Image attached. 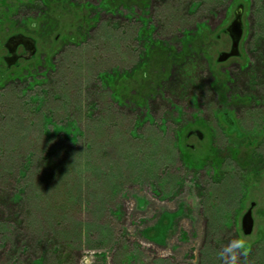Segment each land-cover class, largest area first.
I'll list each match as a JSON object with an SVG mask.
<instances>
[{
  "label": "rangeland",
  "instance_id": "374dc122",
  "mask_svg": "<svg viewBox=\"0 0 264 264\" xmlns=\"http://www.w3.org/2000/svg\"><path fill=\"white\" fill-rule=\"evenodd\" d=\"M6 2L0 264H233L237 239L234 264H264V0ZM195 31L210 42L188 57ZM16 34L36 50L7 67Z\"/></svg>",
  "mask_w": 264,
  "mask_h": 264
},
{
  "label": "water",
  "instance_id": "95a60500",
  "mask_svg": "<svg viewBox=\"0 0 264 264\" xmlns=\"http://www.w3.org/2000/svg\"><path fill=\"white\" fill-rule=\"evenodd\" d=\"M242 5L237 6L234 11V17L228 24L225 32L228 34L231 44L227 52H222L218 56V61L223 62L232 56L238 54V44L242 36ZM22 46L26 52V55L23 56V59H30L35 53V42L31 37L25 36L23 34H16L9 36L3 47L6 49L8 55L4 57V61L7 67L14 65L18 59L16 54V49L18 46ZM198 138H202V134L199 131L194 132ZM255 205V202L250 203V207L244 212L240 220L241 231L244 235H248L252 232L254 221L251 214V208Z\"/></svg>",
  "mask_w": 264,
  "mask_h": 264
},
{
  "label": "trees",
  "instance_id": "16d2710c",
  "mask_svg": "<svg viewBox=\"0 0 264 264\" xmlns=\"http://www.w3.org/2000/svg\"><path fill=\"white\" fill-rule=\"evenodd\" d=\"M64 1H66V0H64ZM63 0H62V3L64 2ZM44 5H47V3H44ZM4 7H6V10H4V8L2 9V10H0V25L1 26H3V24H5V25H9V29H14V27L15 26H17V24H15L14 22H12V24H10L9 22H8V24L5 22L6 20H8V18L5 20V21H3V18H1V16L3 15V16H6L7 15V13H8V11L7 10H9L10 9V6L8 5V3L6 2V5H4ZM2 8V7H1ZM55 11H57V10H54V12ZM19 13V11L18 10H16L15 11V15H17ZM40 13V12H39ZM60 13L58 12V15H59ZM11 15V14H10ZM37 19V18H36ZM44 21H42V23H43ZM24 24H23V26H21L22 27V29L24 28V30H26V31H29L30 29H32L33 27H34V25H35V22H31V23H27L26 21H24L23 22ZM53 25V24H52ZM20 27V26H19ZM18 26H17V28H19ZM16 28V27H15ZM19 30V29H18ZM54 31V29L51 27V26H49V28H46V29H44V30H42V32L40 33V34H37V38H41L42 36H43V34H47V33H52ZM19 33H21V32H19ZM149 36H151V30H149ZM205 37L206 36H203V35H200V33H198V31H195V32H192V34H191V36H186V39H187V45H190V48L189 49H187V51H188V57L191 55V54H198V52H199V50H200V52H203V51H201L202 50V45L203 46H205V44L206 43H209L210 41H207L208 39H206V40H203V38L205 39ZM43 38V37H42ZM207 38V37H206ZM36 38H34V40H35ZM151 39L152 40H154V38H152L151 37ZM151 39H149V43L147 44V45H145V46H148V48L151 46V45H153V42H155V41H152ZM185 39V40H186ZM37 40V39H36ZM35 40V41H36ZM207 41V42H206ZM202 44L201 46L199 45V44ZM150 45V46H149ZM195 51H196V53H195ZM194 57V56H193ZM32 58V57H31ZM98 75V74H97ZM98 77V79L102 82V81H104V79H105V75L103 76L104 77V79H100V78H102L101 77V75H98L97 76ZM34 81V80H33ZM35 82H37V81H34L33 82V84H38V83H35ZM187 84H189V82L187 83ZM29 85V84H28ZM32 86V85H31ZM23 91V90H22ZM224 94L222 93V91L221 92H219L218 91V96H219V103L220 102H222L223 100H224V96H223ZM41 97L39 98V102H41ZM39 102H34V104L35 105H37ZM130 102H132V101H130ZM126 103V102H125ZM136 107H137V105H136ZM2 109V108H1ZM0 109V110H1ZM29 111V113L31 114L32 113V111H30V110H28ZM33 111H35V110H33ZM36 112V111H35ZM45 117V116H44ZM48 115L46 116V119H48ZM42 133L45 135V136H48V132L46 131V129L44 128V127H42ZM54 131V130H53ZM56 132L55 133H59V131H61L60 129H58V128H56V130H55ZM46 132V133H45ZM63 132L64 133H67V129H64L63 130ZM188 135H190V134H188ZM67 139H70V138H67ZM177 139L176 138H174V142L176 141ZM70 142H71V140H70ZM72 143V142H71ZM49 154H48V156H47V154L45 155H41L40 156V158L41 159H45V160H48V158H49ZM35 160V157L33 156V154H30L27 158H26V160H25V165H23V167H22V170H20V173H21V175H25V171H27L28 170V167L30 166V164L32 163V161H34ZM88 163V162H87ZM97 178V177H96ZM44 180H43V182L44 181H46L45 179H46V177L45 178H43ZM49 179H51L52 180V178H49ZM42 182V183H43ZM81 184V183H80ZM23 191V190H22ZM21 191V192H22ZM18 197H19V201L21 200V198H20V196L18 195ZM27 198H29V197H27ZM18 201V202H19ZM50 210V209H49ZM144 230H146V228L144 229ZM35 264H41V262H36Z\"/></svg>",
  "mask_w": 264,
  "mask_h": 264
},
{
  "label": "clouds",
  "instance_id": "9594fccd",
  "mask_svg": "<svg viewBox=\"0 0 264 264\" xmlns=\"http://www.w3.org/2000/svg\"><path fill=\"white\" fill-rule=\"evenodd\" d=\"M243 243H244L243 240L237 239V240L233 241V242L229 245V247H228V251H229V252H232V261H233V264H234L235 259H236V255H235L234 250H235V249H239V248H241L242 245H243Z\"/></svg>",
  "mask_w": 264,
  "mask_h": 264
},
{
  "label": "flooded vegetation",
  "instance_id": "af4514ba",
  "mask_svg": "<svg viewBox=\"0 0 264 264\" xmlns=\"http://www.w3.org/2000/svg\"><path fill=\"white\" fill-rule=\"evenodd\" d=\"M19 47H21V48L23 49V51H24V55H26V52H25L24 48L20 45V46L17 47V49H18ZM17 49H16V54L18 55V59H17V61H18L20 58H23L24 55L18 54V53H17ZM17 61H16V63H17ZM251 202H255V201H251ZM251 202H250V203H251ZM255 205H256V202H255ZM255 205L252 206V208H251V214L253 213V208L255 207ZM249 207H250V205H249ZM252 217H253V215H252ZM263 237H264V235H263ZM263 237H262V238H263Z\"/></svg>",
  "mask_w": 264,
  "mask_h": 264
}]
</instances>
